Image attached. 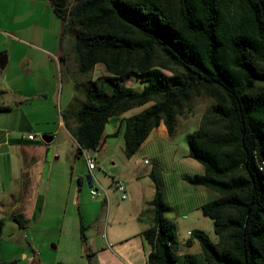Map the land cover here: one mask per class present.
Masks as SVG:
<instances>
[{
    "label": "trees",
    "instance_id": "trees-1",
    "mask_svg": "<svg viewBox=\"0 0 264 264\" xmlns=\"http://www.w3.org/2000/svg\"><path fill=\"white\" fill-rule=\"evenodd\" d=\"M50 2L84 76L75 83L84 95L72 114L75 126L62 113L77 151L98 148L112 115L151 101L122 120L124 153L131 157L161 120L174 135L176 115L190 111L192 98L210 99L186 134L188 156L203 172L183 177L217 192L200 206L217 240L197 228L191 234L201 253L177 252L175 225L151 173L153 216L141 232L149 264H264V0ZM97 63L105 72L92 77ZM129 78L142 87L127 84ZM12 217L26 225L22 213Z\"/></svg>",
    "mask_w": 264,
    "mask_h": 264
},
{
    "label": "crops",
    "instance_id": "crops-1",
    "mask_svg": "<svg viewBox=\"0 0 264 264\" xmlns=\"http://www.w3.org/2000/svg\"><path fill=\"white\" fill-rule=\"evenodd\" d=\"M62 27V20L50 0H0V55L6 56L4 67H0V104L7 106L0 109V219L4 220L0 259L2 264H149V245L141 232L150 225L146 210L151 214L150 220L153 216L150 200L155 184L152 176V181H142L144 175L130 164L133 155L126 156L127 160L121 166L114 164L111 181L105 182V186L98 181L107 192L106 216L100 217L96 231L88 235L82 205L86 214L90 204L100 202L105 194L88 196L89 190L81 175L77 188L63 187L60 165L55 164L61 154L56 150L49 152L46 144L57 138L61 126L71 134L62 113L67 114V122L75 126L72 114L78 103L84 100L80 87H75L76 80L82 82L84 76L77 72L73 42L69 35L62 34ZM58 63L61 64L60 74L57 72ZM104 72L103 67L101 73ZM24 104L29 105L33 113L49 114L43 122L56 124V127L37 124L42 138L50 136L46 143L35 134L33 138L27 136L31 133V121L22 119L21 115L17 117L16 113L4 116ZM54 110L58 111L57 120L52 116ZM127 111L109 118L115 129L107 131L105 124L97 149L78 151L84 153L87 175L96 174L102 179L98 172L93 173L97 165L95 157L102 156L109 149L107 136L120 129L123 118L129 115ZM6 118L18 125H9L6 127L9 131H4ZM155 129L173 136L161 120L152 127L139 148ZM74 140L77 143L75 137ZM86 156L94 157V167H88ZM183 156L182 160L176 158L174 161L179 166L193 165L196 171L172 170L162 177L155 175L153 169L149 173H154L158 179L166 205L165 184L183 183L189 193L187 201L198 210L196 215L199 217L201 204L217 193L205 185L186 184L189 182L183 174L201 173L204 168L189 159L188 150ZM118 178L126 184L124 198L115 190L114 180ZM89 187L91 189V184ZM84 192L87 198L83 197ZM120 204L122 208L118 207ZM16 212L26 217L24 227L13 219L12 214ZM81 225H84V237L80 232ZM39 229L43 235L36 234ZM50 241V248L61 247V251H48L46 246ZM84 245H87L86 249Z\"/></svg>",
    "mask_w": 264,
    "mask_h": 264
},
{
    "label": "rangeland",
    "instance_id": "rangeland-1",
    "mask_svg": "<svg viewBox=\"0 0 264 264\" xmlns=\"http://www.w3.org/2000/svg\"><path fill=\"white\" fill-rule=\"evenodd\" d=\"M103 67L104 65L102 63H98L96 67L90 72V75L95 77L96 75L100 74L101 72H103ZM57 78L59 81L58 75ZM126 83L133 85L137 89H140L142 87V84L137 83L134 78H129L128 80H126ZM209 102L210 99L206 96L193 97L191 100L190 111L176 115L175 133L173 136L169 137L167 134L161 133L159 129H155L151 132L142 147H138L136 152L133 154V157L130 159V164L131 166L135 165L136 169L144 175L142 178L143 182L152 181L149 173L152 169L154 170L155 175L159 177L172 172V170L178 169H183L184 171H196L197 168L193 165L179 166L176 163L177 161H174V159L181 158L182 160L184 158L183 155L187 153L188 150L186 134L188 132H191L198 126L201 115ZM150 103L152 102L150 101L143 105L135 106L129 109L127 113L129 115L137 113L148 106ZM14 113L17 114V117L21 115L22 119L31 121V133L35 134L37 138L41 140V142L46 143L47 141L45 142V140L42 138V132L41 130L38 131L37 124L44 126L54 125V127H56V124H53L52 121H49L47 123L43 122L45 121V118H48L49 114L33 113L31 111V107L27 104L22 105L20 109L9 112L7 113L9 115L4 116H12ZM52 116H56L55 120H57L59 117L58 111L54 110ZM9 125L18 124L17 122L13 123L11 122V119L6 118L5 127L3 128L4 131H9V128H6L9 127ZM113 129H115V125L113 124V121L110 120L106 123V130L111 131ZM11 134H13V132ZM107 139L109 141V149L105 151L102 156L100 155L95 157L97 165L93 170V173L98 172L99 175L102 176V179L100 180L98 176H96V174H93L94 178L98 179V181L104 186L105 182L111 181L112 166L114 164L117 166H121V163L127 160V157L124 153L123 125L115 135H108ZM46 144L49 147V152L56 150L61 154V158L58 159L55 164L60 165L59 169H61L62 171L61 182L63 187H65L66 189L72 187L77 188L79 186L78 178L81 175L83 178L84 186L89 190V193H87V195L93 197L90 192L87 172H85L86 165L84 161V153L79 154V152L77 151L78 146L74 140L73 134L68 133L67 129L64 126H61L59 128V134L57 138L51 140L50 142H47ZM189 159L201 165V163L195 158L189 156ZM115 190L119 193L117 188ZM164 191L166 195V201L168 203L164 213L173 221L176 230V238L180 244V247L177 248V252L190 251L198 256L201 253L200 244L194 237V235L189 234L187 230L190 229L193 231L197 228H201L210 236L212 240H217V235L215 234L213 229L212 218L204 215L203 213H200L201 215H199V217L196 215V212L198 210L194 208V205L192 203L187 201L189 193L183 183H178L174 186L165 184ZM214 192L217 193L215 190ZM87 195L84 192L83 197L87 198ZM99 196L100 195H96V197ZM101 198L102 199L100 202L90 204L89 210L86 214L83 208L84 205H82L81 211H83V217L86 225L85 229L88 235L96 231V225L98 224V220L100 219V217L102 218L103 216L105 218L106 216L107 198L106 196H103ZM109 203H111V199H109ZM112 207L113 205L110 207V209H112ZM118 207L122 208L123 205L120 204ZM145 214L148 216V223H151L152 220H150L149 218L151 214L148 213V209L146 210ZM93 219L94 222H91ZM8 228L9 226L7 225V232ZM53 228H56V226ZM42 232L43 231L39 229L36 234L43 235L44 233ZM52 233L55 235L53 231ZM187 239H191L192 243L188 245L186 243ZM50 246L51 241L46 246V249L53 253L60 252L62 249L61 247L57 249L50 248ZM86 248L87 245H84V249Z\"/></svg>",
    "mask_w": 264,
    "mask_h": 264
},
{
    "label": "built area",
    "instance_id": "built-area-1",
    "mask_svg": "<svg viewBox=\"0 0 264 264\" xmlns=\"http://www.w3.org/2000/svg\"><path fill=\"white\" fill-rule=\"evenodd\" d=\"M60 70H61V64L58 63L57 64V72H58V74H60ZM27 136L29 138H33L34 134L33 133H28ZM0 145H1V143H0ZM86 160H87V165H88L89 168H92V167L95 166L94 157L86 156ZM145 161H146V159H145ZM90 180H91V189H90L91 194L95 195V194H99L101 192H104L105 196L107 197L106 189L98 182L97 179L94 178V176L92 174H90ZM93 181L96 182L95 184H97V185H94ZM114 183H115L116 188L120 192V196L122 198L126 197V184L124 183V181L118 178V179L114 180ZM187 232L189 234L192 233L190 229L187 230ZM40 264H43V263H40Z\"/></svg>",
    "mask_w": 264,
    "mask_h": 264
},
{
    "label": "water",
    "instance_id": "water-1",
    "mask_svg": "<svg viewBox=\"0 0 264 264\" xmlns=\"http://www.w3.org/2000/svg\"><path fill=\"white\" fill-rule=\"evenodd\" d=\"M5 61H6V56L4 54L0 55V67L3 68L4 65H5ZM43 139L45 141H48L50 140V136L47 137V136H43ZM87 178H88V182L89 184H91V180H90V174L87 175Z\"/></svg>",
    "mask_w": 264,
    "mask_h": 264
}]
</instances>
